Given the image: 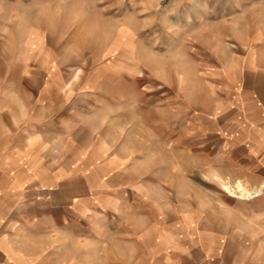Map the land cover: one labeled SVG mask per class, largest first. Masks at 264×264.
Returning <instances> with one entry per match:
<instances>
[{
    "label": "rangeland",
    "instance_id": "rangeland-1",
    "mask_svg": "<svg viewBox=\"0 0 264 264\" xmlns=\"http://www.w3.org/2000/svg\"><path fill=\"white\" fill-rule=\"evenodd\" d=\"M52 80L78 97L75 126L114 133L140 162L81 172L94 195L109 191L108 205L101 191L45 256L264 264V181L251 187L260 180L244 175L240 147L232 161L227 143L250 128L252 86L264 92V0H0V102L19 115L21 97ZM92 93L122 100L96 105ZM25 106L29 126L38 107ZM233 173L247 184L235 182V197L223 183L240 180ZM240 185L252 200L236 197ZM87 186L78 180V194Z\"/></svg>",
    "mask_w": 264,
    "mask_h": 264
},
{
    "label": "crops",
    "instance_id": "crops-1",
    "mask_svg": "<svg viewBox=\"0 0 264 264\" xmlns=\"http://www.w3.org/2000/svg\"><path fill=\"white\" fill-rule=\"evenodd\" d=\"M61 83L52 80L48 85L38 84L34 99L21 97L24 107H20L19 115L12 111L13 101L9 98L4 97L3 104L0 102V264H75V259L45 256L43 248L54 243L60 246L61 241L54 238L75 233L77 217L91 215L98 206L94 200L101 191L106 197L101 198L100 204L108 205L109 191L100 188L94 195V181L86 174L79 176L80 173L93 166L96 171L102 170L108 163L140 162L130 146L127 151L117 148L114 133L105 134L98 126H75L80 119L77 107L71 104L76 105L78 97L63 95L68 86L62 89ZM90 97L96 105L101 102L115 105L121 98L93 93ZM250 98L251 112L246 115L250 128L243 138H230L227 143L231 147L232 161H236L233 149L240 147V155H236L249 172L244 175L260 180L252 184L254 187L264 181V92L252 86ZM32 103L38 107L37 118L29 126H22L28 119L25 104ZM62 103L68 105L63 114L62 107L58 106ZM93 113L82 111L81 114ZM92 170L94 172V168ZM236 175L227 177L240 180L223 182L227 193L233 197L235 182L242 180L246 184ZM78 180L88 185V193L78 194ZM98 185L105 186L101 181L95 186ZM256 188L264 192V186ZM159 216L163 218L162 214Z\"/></svg>",
    "mask_w": 264,
    "mask_h": 264
},
{
    "label": "bare ground",
    "instance_id": "bare-ground-1",
    "mask_svg": "<svg viewBox=\"0 0 264 264\" xmlns=\"http://www.w3.org/2000/svg\"><path fill=\"white\" fill-rule=\"evenodd\" d=\"M251 189H248L247 187H244V186H238L236 191H235V195L238 199H243V200H252V195L253 193H251L250 191ZM259 191H262L263 190H259ZM257 192V191H256ZM258 197L261 196V194L258 193Z\"/></svg>",
    "mask_w": 264,
    "mask_h": 264
}]
</instances>
